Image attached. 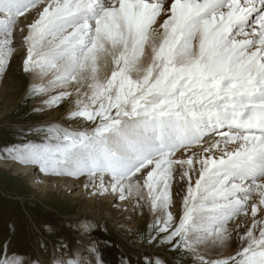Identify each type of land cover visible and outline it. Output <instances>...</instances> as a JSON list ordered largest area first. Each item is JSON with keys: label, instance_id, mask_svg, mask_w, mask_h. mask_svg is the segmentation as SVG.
Returning <instances> with one entry per match:
<instances>
[{"label": "snow or ice", "instance_id": "6c2138e0", "mask_svg": "<svg viewBox=\"0 0 264 264\" xmlns=\"http://www.w3.org/2000/svg\"><path fill=\"white\" fill-rule=\"evenodd\" d=\"M17 34L31 95L89 126L7 158L147 208L148 242L190 264H264V0H0L2 72Z\"/></svg>", "mask_w": 264, "mask_h": 264}, {"label": "rangeland", "instance_id": "374dc122", "mask_svg": "<svg viewBox=\"0 0 264 264\" xmlns=\"http://www.w3.org/2000/svg\"><path fill=\"white\" fill-rule=\"evenodd\" d=\"M24 55V50L17 48L6 71L4 91L0 94V159L11 162L14 161L4 154L7 147L24 141L41 142V129L49 125L64 127L58 116L69 114L71 106L60 105L55 120L44 122L50 117L48 111L53 114L59 107L49 109L38 106L39 100L31 95L33 74L22 70ZM73 125L69 123L66 127L74 130L76 127ZM31 166L28 165L29 168ZM37 169L32 171L33 175L36 171L40 172ZM14 172V168L10 171L0 168V243L7 241L9 257L15 256L24 264H36L37 261L49 264L51 260L57 264L59 260L67 261L69 253L72 254L77 245H84L85 242L91 252L93 247L98 250L103 264H149L157 258L164 260L165 264H172V259L176 264H190V258L181 252L158 240L148 242L152 231L149 226L154 223V216L143 218L135 230L129 228L134 221V217L130 216L125 226L127 231L118 233L109 220L103 219L94 224L89 218L78 219L76 200L68 198L62 201L56 193L50 194L48 200L29 198L30 193L36 190L33 179L25 173L13 177ZM75 191L73 189L71 193ZM118 203L119 200L114 205ZM138 244L141 247H135ZM147 247L151 250H145ZM84 264L93 263L84 258Z\"/></svg>", "mask_w": 264, "mask_h": 264}, {"label": "bare ground", "instance_id": "6f19581e", "mask_svg": "<svg viewBox=\"0 0 264 264\" xmlns=\"http://www.w3.org/2000/svg\"><path fill=\"white\" fill-rule=\"evenodd\" d=\"M35 13H30L27 17L28 21H31L33 19V16ZM23 19V18H22ZM17 41V48L23 49L20 46V36L17 34L16 36ZM6 73L0 71V94L4 91L3 83L7 80L5 78ZM31 82L33 84H37L36 82H41L38 75L33 74L31 76ZM38 106L44 107L40 101L38 103ZM41 107V108H42ZM71 107V106H70ZM69 107V108H70ZM50 109V108H49ZM60 110V107L57 108L53 114L49 113L48 115L50 117L46 118L44 122H52L54 121V116L57 114V112ZM43 113V112H42ZM62 113V112H61ZM59 114V112H58ZM57 114V115H58ZM63 114V113H62ZM47 115V114H46ZM59 120L65 124L64 127L67 126L69 123H73L76 128L74 130H82L85 127H88V124L84 122L83 120H69L68 114L67 115H59ZM54 124V123H53ZM56 125V123H55ZM61 125V124H60ZM72 130V129H71ZM0 168L4 170H11L14 168V173H12L13 177H17L20 174H26V176H30L31 179H33L35 185V192L30 193L29 198H35L41 197L42 199H47L50 196V194H58L59 198L62 199V201L67 200L70 198L71 200H76V203L78 205V212L76 215L78 216V219L81 217L82 219H90L91 221H94V224L97 223L96 221H101L103 219L109 220L111 223V226L113 229L119 233L121 231L126 232L125 229L126 224H128L129 220L128 217L133 216L134 221L130 225L129 228L131 229H137L139 226V223H141L143 218H152L154 215L145 208L143 211L137 207L135 202L133 200H127V201H120V203L114 205L117 201V199L113 195L109 194H103V195H93L92 189L88 188L86 189L81 182L80 179H74L73 177L69 176H56V175H48L41 172H35L37 167H28V165H20V163L17 162H11V161H5L0 159ZM38 170V169H37ZM13 171V170H12ZM177 187L178 185H173V200L178 205L180 202V196L177 195ZM76 190L75 192H72V190ZM58 192H61L63 195L61 196ZM70 193V195H68ZM182 191L181 194L182 195ZM180 209L176 206L173 207L172 211L175 214ZM69 216V215H68ZM75 216V215H74ZM71 217V216H70ZM68 218V217H67ZM81 219V220H82ZM93 219V220H92ZM84 223V222H83ZM88 223V222H87ZM131 223V222H130ZM89 224V223H88ZM91 224V223H90ZM89 224V225H90ZM87 226V225H86ZM94 226V225H92ZM91 226V227H92ZM84 227V226H83ZM87 228V227H86ZM85 229V228H84ZM130 239V238H129ZM87 243V242H86ZM135 244V243H134ZM133 244V245H134ZM239 246V241L236 242L235 247ZM135 247H141L139 244L135 245ZM234 248L228 249L224 252V254H227L228 252L234 251ZM145 250H151V248H145ZM72 254L76 257V259H80V257L86 258L88 262H91L94 264L95 257L92 254V252L88 249V246H86L85 242L84 245H77ZM213 255H217V253H213ZM52 259V258H51ZM173 260V259H172ZM174 261V260H173ZM49 264H55L51 260Z\"/></svg>", "mask_w": 264, "mask_h": 264}, {"label": "water", "instance_id": "95a60500", "mask_svg": "<svg viewBox=\"0 0 264 264\" xmlns=\"http://www.w3.org/2000/svg\"><path fill=\"white\" fill-rule=\"evenodd\" d=\"M172 262V264H175L173 261H171Z\"/></svg>", "mask_w": 264, "mask_h": 264}]
</instances>
